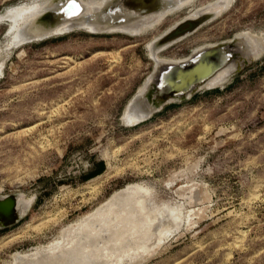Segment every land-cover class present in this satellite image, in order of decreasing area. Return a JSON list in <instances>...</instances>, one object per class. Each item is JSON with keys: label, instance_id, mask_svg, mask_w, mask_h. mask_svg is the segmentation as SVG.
I'll use <instances>...</instances> for the list:
<instances>
[{"label": "rangeland", "instance_id": "obj_1", "mask_svg": "<svg viewBox=\"0 0 264 264\" xmlns=\"http://www.w3.org/2000/svg\"><path fill=\"white\" fill-rule=\"evenodd\" d=\"M33 1L0 0V197L33 198L0 229V264L127 184L145 189L136 207L147 223L164 207L181 219L156 251L123 264H264V54L139 124L125 115L154 71L150 43L217 0H192L140 35L82 29L9 49L17 31L4 16ZM239 34L264 44V0H233L156 58L186 59Z\"/></svg>", "mask_w": 264, "mask_h": 264}, {"label": "bare ground", "instance_id": "obj_2", "mask_svg": "<svg viewBox=\"0 0 264 264\" xmlns=\"http://www.w3.org/2000/svg\"><path fill=\"white\" fill-rule=\"evenodd\" d=\"M153 1L75 0L73 3V0H64L56 15L68 17V20L73 21L89 18L92 23H78L77 28L93 34L121 32L140 35L159 25L167 14L178 12L188 6L192 0ZM232 2L233 0H217L208 3L207 6L200 7V10L196 9L198 11L191 12L189 16L187 15L175 23L178 24L183 19L201 21L190 33L178 36L167 43L163 42L162 34L151 43L149 50L152 52L150 53L151 57L155 58V68L139 90L143 89L142 93L147 96H173L177 91H186L192 82L182 83L181 81L185 80L186 76L175 79L177 65L182 68L185 60L196 62L201 60L197 67L200 79L208 76L201 85L193 89H200L204 86L206 88L222 86L226 77L239 62L240 55L236 48H231V40L226 43L201 46L193 51V56L186 59L161 60L156 58V54L173 42L195 32L203 23L216 18ZM42 3H46V1L34 0L29 5L14 7L8 11L10 14L6 12L4 18L9 15L10 20H13L11 21L12 26L14 22V26L9 29L12 30L17 25L15 30L18 31L21 23L31 20L43 9L44 6L40 5ZM80 10H82L81 13H79ZM8 18L7 20H9ZM175 24L171 25L166 32ZM17 35L16 32L14 37ZM245 35L247 39L244 42V47L248 46L247 49L251 50L254 55L257 50L262 52L264 44L251 35ZM217 47H219L217 52L211 50ZM207 50L211 51L205 55L204 52ZM235 53L237 54L235 55ZM215 54L217 57L214 60L212 56ZM2 64H0V71ZM168 83L172 85L171 89H169ZM174 86L177 88L175 89ZM126 112L125 115L129 121L134 122L133 114L127 109ZM126 116L122 118H126ZM144 194L145 189L142 186L125 185L113 192L105 202L92 211L63 226L59 230V236L54 240L28 251L13 253L11 264H123L125 261L134 260L140 262L137 259L156 251L166 237L176 230L177 222L181 219L180 216H171L174 212L173 209L164 207L166 213L163 214L161 209L153 216L155 222L147 223L136 207L137 202ZM22 196L19 195L16 198L17 221L28 211L31 199H33L26 200ZM133 240L136 241L132 243Z\"/></svg>", "mask_w": 264, "mask_h": 264}, {"label": "water", "instance_id": "obj_3", "mask_svg": "<svg viewBox=\"0 0 264 264\" xmlns=\"http://www.w3.org/2000/svg\"><path fill=\"white\" fill-rule=\"evenodd\" d=\"M63 1L64 0H47L46 3L40 4L41 6H44L43 9L39 11L31 20L27 21L26 23H21L19 25V30L17 31L18 35L6 42V44L9 46V49H15L22 45L34 42H41L55 36L70 33L74 30H82L77 28L78 23H92L89 18L82 21H73L68 20V17L66 18L62 15L59 16V14L56 15V13L59 12V8L63 5ZM81 11L82 10H80L79 13H81ZM5 19L7 20V18ZM200 23L201 21L196 22L189 19H183L178 24L172 26L168 30V32H166V30V33H163V42L167 43L177 38L178 36L190 33ZM5 36H8V32L5 33ZM246 39L247 37L244 34L234 35L231 39L232 43L230 46L231 48H236L238 50V54L240 55L238 59L239 62L235 65L234 69L226 77V80L224 81L222 86L227 84L233 77L237 76L241 70L250 66L252 63H254L256 60L263 56V51L260 52L259 50H257V53H255L254 55L251 50L247 49L248 46L244 47V42ZM218 49L219 47L211 50L217 52ZM211 50L205 51L204 54L206 55ZM193 53L194 52H192L190 56H193ZM236 54L237 53H235V55ZM216 57L217 55L215 54L212 56V59L215 60ZM200 63L201 60H199V62L193 60H185L183 62L182 68H180V65H177V68L175 69V79L177 80L180 79V77L186 76L185 80L181 82H192V84L189 88L186 89V91H177L176 94L173 96H147L142 93L143 89L138 90L137 93L128 103V110L133 114L134 123L139 124L153 116L158 111H160L169 102L185 101L189 99L192 95H194L198 90H200L201 88H193L201 85L208 77L207 76L206 78L200 79L199 72H197V67L200 65ZM168 86L169 89H171L170 87H172V85L168 83ZM176 88L177 87H175V89ZM19 195L20 194H9L0 197V229L11 226L17 222L15 204L16 198Z\"/></svg>", "mask_w": 264, "mask_h": 264}, {"label": "snow or ice", "instance_id": "obj_4", "mask_svg": "<svg viewBox=\"0 0 264 264\" xmlns=\"http://www.w3.org/2000/svg\"><path fill=\"white\" fill-rule=\"evenodd\" d=\"M75 2V0H73V3Z\"/></svg>", "mask_w": 264, "mask_h": 264}]
</instances>
